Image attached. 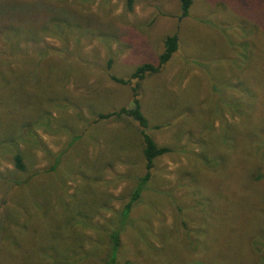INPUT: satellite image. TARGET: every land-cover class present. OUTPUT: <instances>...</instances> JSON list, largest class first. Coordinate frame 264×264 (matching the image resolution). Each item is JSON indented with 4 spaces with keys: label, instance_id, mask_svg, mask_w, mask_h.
<instances>
[{
    "label": "rangeland",
    "instance_id": "1",
    "mask_svg": "<svg viewBox=\"0 0 264 264\" xmlns=\"http://www.w3.org/2000/svg\"><path fill=\"white\" fill-rule=\"evenodd\" d=\"M180 7L0 0V264H104L145 173L138 124L99 119L132 106L135 83L111 76L158 65L176 34L140 86L171 152L122 223L119 264H264V0H193L183 21ZM15 90L41 95L38 117L17 122Z\"/></svg>",
    "mask_w": 264,
    "mask_h": 264
},
{
    "label": "trees",
    "instance_id": "2",
    "mask_svg": "<svg viewBox=\"0 0 264 264\" xmlns=\"http://www.w3.org/2000/svg\"><path fill=\"white\" fill-rule=\"evenodd\" d=\"M133 3H134V0H128V4L130 8H132ZM192 5H193V0H181L179 21H183L184 19L190 16ZM12 31L13 30H8V33H11ZM178 50H179V36L176 34V35L168 37L165 40L164 51L159 57L158 65L155 66L153 64H144V65L139 66L131 76V80L133 82L131 80H125V79L111 76V79L114 82L121 84V85H128L131 83H135V85L132 87V94H133L132 106L131 108H123L117 112H112L108 114H100L99 119L100 120H109V119L111 120L113 118L120 119L123 117H128L132 119V121L136 122L140 128V134H141L143 145H144L143 156L145 160V173L141 178L138 179V185L136 189L134 190L129 202L125 205V207L122 210L123 212H122L121 218L123 221H121V227H122V223L124 224L129 219L134 203L137 202L142 197L145 187L152 179L155 162L160 157L171 152L170 148L159 147L156 141L154 140V138L148 133L149 122L142 111L141 98H140L141 97V92H140L141 82L145 80L149 75H155V74L160 73L162 68L171 61L172 57L174 56V54L178 52ZM109 64H110L109 68H111L112 63H109ZM11 74H10V78L12 80L18 79V75L15 77H12ZM4 80L5 78L3 79V81ZM1 81H2V78H1ZM6 81L8 82V86H9V84H11L10 81L7 78H6ZM17 81L19 82V80ZM20 84H23V83H20ZM15 91H17L16 95H17L18 100L21 101L20 107L21 109L24 110V112L21 114L19 112V110L21 109H18V110L15 109V111H17L16 112L17 122L18 123L22 122L25 119H26L25 121H28V120H32L38 117L40 111L42 110L39 107L40 104L42 103L41 95L31 93V92L29 93L26 91L20 92V90H19V93H18V90H15ZM47 95L48 97H50V93H48ZM5 105L7 107L10 106V104H7V102L5 103ZM234 107L238 108V104L236 103ZM17 122L14 124L16 125ZM12 129H15V126H13ZM80 138L81 136H77L75 137L74 140L80 139ZM14 162H15V167L19 171H25L26 166L23 161V156L21 154H16L14 156ZM52 169L54 170V168ZM44 195L46 197L45 199L48 200L49 196H46L47 195L46 191L43 192V194L39 196L43 197ZM36 196L37 195L34 196V199H37ZM121 227L112 229L107 232L108 247H107L106 256L102 261L104 264H119V251L121 248ZM196 247L198 248V245H194V248ZM127 264H130V263H127Z\"/></svg>",
    "mask_w": 264,
    "mask_h": 264
}]
</instances>
